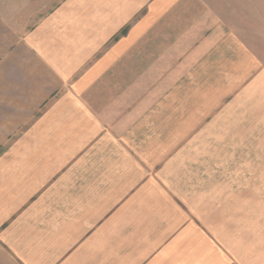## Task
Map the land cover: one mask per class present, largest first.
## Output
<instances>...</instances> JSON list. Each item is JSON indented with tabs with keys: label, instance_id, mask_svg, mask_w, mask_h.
Here are the masks:
<instances>
[{
	"label": "crops",
	"instance_id": "1",
	"mask_svg": "<svg viewBox=\"0 0 264 264\" xmlns=\"http://www.w3.org/2000/svg\"><path fill=\"white\" fill-rule=\"evenodd\" d=\"M247 3L0 0V264H264V200L253 230L245 211L175 196L166 145L183 130L162 132L201 127L179 113L212 112L221 80L224 101L264 110ZM181 79L197 93L179 100Z\"/></svg>",
	"mask_w": 264,
	"mask_h": 264
},
{
	"label": "rangeland",
	"instance_id": "2",
	"mask_svg": "<svg viewBox=\"0 0 264 264\" xmlns=\"http://www.w3.org/2000/svg\"><path fill=\"white\" fill-rule=\"evenodd\" d=\"M246 9L247 14L257 13L262 16L256 26L253 17L247 16L245 22L247 28L257 27L261 30L263 41L258 43L263 52L264 0H248ZM150 82L156 84L154 80ZM173 82L165 81L164 88L172 89ZM195 82L185 79L178 82L177 87L182 92L179 100L197 93ZM140 83L139 90L148 88L149 82L143 80ZM221 84L222 80L213 92H207V89L199 86L210 96L214 95L212 101L215 105H208L210 109L213 108L212 112H200V108H205L207 104L200 105V108L189 104L183 105L184 110L179 113L184 117L185 123H200L201 127L162 129V132H167L170 136L168 140L176 135L172 132L183 130L180 135L184 136L185 141L182 144L169 142L166 145L168 168L172 172V175L167 176V183L175 196L181 199L199 197L214 207L230 211L231 218L239 217L240 210L245 211L248 227L253 229L258 210L256 201L264 200V126L261 127V124L264 125V110L259 97L252 93H244L243 98L237 97L235 101H232L233 98H226L224 101L225 92ZM159 92L160 89L153 93L152 108L147 113L153 120L164 118L158 107ZM205 114L208 116L203 119ZM198 117H201V121L197 120ZM151 130L153 135L158 131L157 127ZM163 146L160 144L156 147ZM217 208L216 213L220 210Z\"/></svg>",
	"mask_w": 264,
	"mask_h": 264
}]
</instances>
